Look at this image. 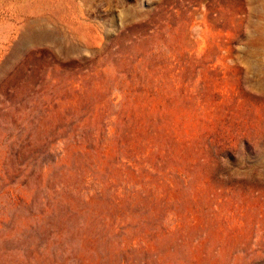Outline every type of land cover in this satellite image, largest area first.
Wrapping results in <instances>:
<instances>
[{
  "label": "rangeland",
  "instance_id": "374dc122",
  "mask_svg": "<svg viewBox=\"0 0 264 264\" xmlns=\"http://www.w3.org/2000/svg\"><path fill=\"white\" fill-rule=\"evenodd\" d=\"M0 264H264V0H0Z\"/></svg>",
  "mask_w": 264,
  "mask_h": 264
}]
</instances>
